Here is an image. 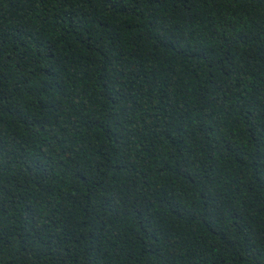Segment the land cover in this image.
Listing matches in <instances>:
<instances>
[{
	"label": "trees",
	"instance_id": "16d2710c",
	"mask_svg": "<svg viewBox=\"0 0 264 264\" xmlns=\"http://www.w3.org/2000/svg\"><path fill=\"white\" fill-rule=\"evenodd\" d=\"M0 264H264V0H0Z\"/></svg>",
	"mask_w": 264,
	"mask_h": 264
}]
</instances>
